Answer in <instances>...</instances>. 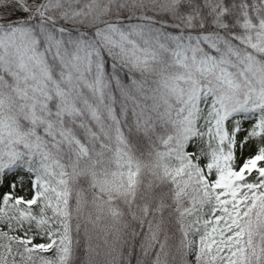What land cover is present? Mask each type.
Here are the masks:
<instances>
[{"label": "snow or ice", "instance_id": "1", "mask_svg": "<svg viewBox=\"0 0 264 264\" xmlns=\"http://www.w3.org/2000/svg\"><path fill=\"white\" fill-rule=\"evenodd\" d=\"M5 185L0 264H264V0H0Z\"/></svg>", "mask_w": 264, "mask_h": 264}, {"label": "trees", "instance_id": "2", "mask_svg": "<svg viewBox=\"0 0 264 264\" xmlns=\"http://www.w3.org/2000/svg\"><path fill=\"white\" fill-rule=\"evenodd\" d=\"M106 223L104 221L101 222V226H103V224ZM7 230V229H5ZM83 235V233H81V236ZM131 240V238H128ZM179 239V235L177 233L176 235V239L173 241H170V243H175L176 240ZM142 241V237L137 236L134 240H131V243L128 245H125L121 248V251L123 252L124 256L130 260L131 264H137V258L141 256V252H140V244ZM93 246L95 247L96 244H100V247L96 249V252L99 253V255L96 254V252L93 253V260L95 262V264H103L105 256H104V252H105V248L104 245L102 243V241H98L96 239H94L92 241ZM129 247L132 248V254L131 256L128 255V249ZM85 260H86V256H85V246H84V241L81 239V243L79 245V247L76 249V264H85Z\"/></svg>", "mask_w": 264, "mask_h": 264}, {"label": "rangeland", "instance_id": "3", "mask_svg": "<svg viewBox=\"0 0 264 264\" xmlns=\"http://www.w3.org/2000/svg\"><path fill=\"white\" fill-rule=\"evenodd\" d=\"M6 191H8L7 185H5L3 188H0V194ZM19 194L23 195L24 193H19Z\"/></svg>", "mask_w": 264, "mask_h": 264}]
</instances>
